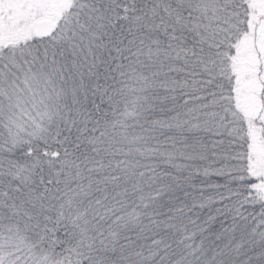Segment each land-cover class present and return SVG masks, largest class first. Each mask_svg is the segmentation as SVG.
Returning a JSON list of instances; mask_svg holds the SVG:
<instances>
[{
    "label": "snow or ice",
    "instance_id": "obj_1",
    "mask_svg": "<svg viewBox=\"0 0 264 264\" xmlns=\"http://www.w3.org/2000/svg\"><path fill=\"white\" fill-rule=\"evenodd\" d=\"M0 264H264V0H0Z\"/></svg>",
    "mask_w": 264,
    "mask_h": 264
}]
</instances>
